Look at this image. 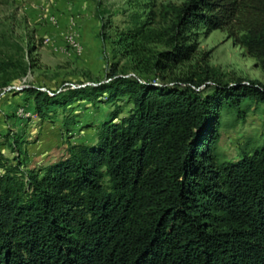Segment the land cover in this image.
<instances>
[{
	"label": "trees",
	"instance_id": "1",
	"mask_svg": "<svg viewBox=\"0 0 264 264\" xmlns=\"http://www.w3.org/2000/svg\"><path fill=\"white\" fill-rule=\"evenodd\" d=\"M200 26L226 31L264 71V0H186L171 49L151 60L162 78L194 53ZM152 34L140 24L118 38L140 72L150 70ZM107 78L23 89L39 118L102 96L130 107L117 120L115 108L95 142L69 144L42 169L0 151V264H264V144L233 161L214 155L222 107L264 103V84L208 75L155 83L115 68Z\"/></svg>",
	"mask_w": 264,
	"mask_h": 264
},
{
	"label": "rangeland",
	"instance_id": "2",
	"mask_svg": "<svg viewBox=\"0 0 264 264\" xmlns=\"http://www.w3.org/2000/svg\"><path fill=\"white\" fill-rule=\"evenodd\" d=\"M186 0H0V151L21 168L42 169L67 155L69 144L95 142L101 123L117 107L126 115V98L78 100L45 118L35 112L23 89L48 92L108 81L112 68L151 82L208 75L224 84L259 80L264 71L226 31L200 26L190 35L194 53L162 75L151 60L171 49L175 23ZM142 24L157 35L144 43L150 66L118 45L121 32ZM180 37V36H179ZM178 37V38H179ZM176 39V38H175ZM181 41V38H179ZM147 61V60H146ZM142 67V66H141ZM143 68V67H142ZM214 155L233 161L264 144V103L245 101L239 111L222 107ZM21 151L10 148L12 143ZM1 173V170H0Z\"/></svg>",
	"mask_w": 264,
	"mask_h": 264
}]
</instances>
